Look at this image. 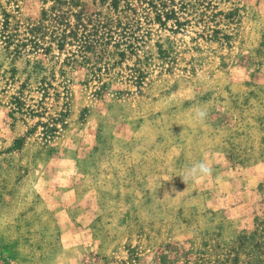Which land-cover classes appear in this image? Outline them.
Segmentation results:
<instances>
[{
  "label": "rangeland",
  "instance_id": "rangeland-1",
  "mask_svg": "<svg viewBox=\"0 0 264 264\" xmlns=\"http://www.w3.org/2000/svg\"><path fill=\"white\" fill-rule=\"evenodd\" d=\"M197 1L0 0V264H264V0Z\"/></svg>",
  "mask_w": 264,
  "mask_h": 264
},
{
  "label": "trees",
  "instance_id": "trees-1",
  "mask_svg": "<svg viewBox=\"0 0 264 264\" xmlns=\"http://www.w3.org/2000/svg\"><path fill=\"white\" fill-rule=\"evenodd\" d=\"M148 4L154 7L153 13H155V19L158 22V24H161L163 27H166V26L168 27V24L170 22L172 23V25H171L172 29H174L176 31L187 30L189 27L192 26V20H190L188 18L191 16L190 14L185 13L186 17L179 18V16H177L178 14L174 10L165 12L164 10H165L166 6L164 5L163 2H161L157 6H155L152 1H150ZM196 5L198 7H200L198 9L200 10L199 15H200V18L202 17L201 18L202 21L211 18V14L208 13V11L215 9V7L212 4V0H199V1H197ZM159 6L161 9H159ZM187 6H189V5H187ZM199 10L196 12L198 13ZM196 12H193V14H196ZM31 34L33 36H35V33H33L32 30H31ZM64 38L66 39L67 37H64ZM24 46H26V45H23V47ZM37 46H40V45L35 43L32 47L36 48ZM17 48L19 49L20 47L18 46Z\"/></svg>",
  "mask_w": 264,
  "mask_h": 264
},
{
  "label": "clouds",
  "instance_id": "clouds-1",
  "mask_svg": "<svg viewBox=\"0 0 264 264\" xmlns=\"http://www.w3.org/2000/svg\"><path fill=\"white\" fill-rule=\"evenodd\" d=\"M198 117L203 119L206 116V112L202 109L197 111ZM212 173V168L206 160H202L196 164H193L187 169L186 179L191 178L192 180H200L210 176Z\"/></svg>",
  "mask_w": 264,
  "mask_h": 264
}]
</instances>
